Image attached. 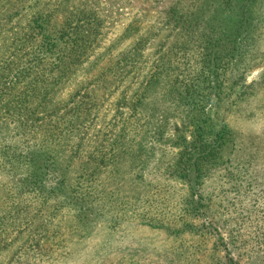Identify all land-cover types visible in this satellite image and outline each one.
Wrapping results in <instances>:
<instances>
[{
  "label": "rangeland",
  "instance_id": "obj_1",
  "mask_svg": "<svg viewBox=\"0 0 264 264\" xmlns=\"http://www.w3.org/2000/svg\"><path fill=\"white\" fill-rule=\"evenodd\" d=\"M260 2L240 64L205 0H0V264H264ZM207 118L232 132L199 195L177 170Z\"/></svg>",
  "mask_w": 264,
  "mask_h": 264
},
{
  "label": "trees",
  "instance_id": "obj_2",
  "mask_svg": "<svg viewBox=\"0 0 264 264\" xmlns=\"http://www.w3.org/2000/svg\"><path fill=\"white\" fill-rule=\"evenodd\" d=\"M205 2H212L216 5L215 13L219 12L220 15L224 16H226V14L231 15V17H224V19L221 20L222 32L224 34L235 32L236 37H240V41L239 39L237 41V38L235 40H227L228 43L232 45L226 47V52L220 55V58H224L229 63L230 60H234V58H236H232V56H234L235 51L237 50L236 55L239 54V56L236 59L240 61V64L245 62V59L247 58L246 52L248 51V47L251 45V42L249 43V39L250 34L253 32V20L254 18L259 20L262 16L260 0H205ZM186 14L187 13H180V10L176 9V13L172 15L170 22L175 23V26H180L182 24L185 28H191V30H189L191 33L193 31L192 29L198 28L201 23V12L191 15V17L189 16V13V15ZM232 17H235V22H232ZM203 32L207 31L205 30ZM218 45L219 44H217V46ZM225 45L228 46L227 43ZM230 52H232V54H230ZM61 58L62 57H59L58 61H60V63H65ZM210 121V118H207L206 120L197 119L194 124V131H192L190 136H184L183 143L185 144V147L188 148L184 153L186 155V161H182L179 170H177L178 172H182V176L188 180L190 187L193 190L197 189L195 192L199 195L202 190L199 192L198 188H202L205 185L204 182L207 178L206 176L208 172L211 171L209 166L211 165L213 168H216L215 160L218 158V155L223 151V149H225L227 144V135L232 132L229 124L224 123L221 131L214 134L215 142H213L210 137L212 131H207V128L203 125L204 123L207 124ZM53 169H57L54 163L53 168L46 163L40 167H36L35 169L30 168L29 178L33 180L35 185L42 187L44 190L46 175L51 173ZM69 199L72 198L70 196L65 198L66 201ZM202 201L203 196L201 195L198 202L201 204ZM75 205H77L78 215H81L82 212L86 210V207L79 202H75ZM81 220H84V218ZM79 224H84L88 227L90 225V218H87L86 221L79 222Z\"/></svg>",
  "mask_w": 264,
  "mask_h": 264
}]
</instances>
